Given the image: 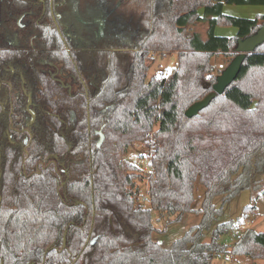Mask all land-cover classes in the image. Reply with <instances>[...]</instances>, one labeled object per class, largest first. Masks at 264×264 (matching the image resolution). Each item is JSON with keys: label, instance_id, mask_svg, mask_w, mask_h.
Returning <instances> with one entry per match:
<instances>
[{"label": "trees", "instance_id": "obj_1", "mask_svg": "<svg viewBox=\"0 0 264 264\" xmlns=\"http://www.w3.org/2000/svg\"><path fill=\"white\" fill-rule=\"evenodd\" d=\"M225 5L264 0H0V81L19 92L10 100L9 85L0 90V264L264 260V232L246 230L230 250L222 243L253 208L221 219L240 193L264 190V43L223 94L186 116L214 91L239 40L264 26V15L229 16ZM197 23L209 24L206 37L191 30ZM217 27L237 32L217 36ZM173 54L177 69L150 77L155 56ZM137 144L148 154L131 161ZM153 212L202 218L164 246Z\"/></svg>", "mask_w": 264, "mask_h": 264}, {"label": "rangeland", "instance_id": "obj_2", "mask_svg": "<svg viewBox=\"0 0 264 264\" xmlns=\"http://www.w3.org/2000/svg\"><path fill=\"white\" fill-rule=\"evenodd\" d=\"M264 6H237V5H225L224 13L229 16L245 19H255L258 14L262 13ZM194 32H199L203 36L208 35L209 24L197 23L191 27ZM237 30L233 27H217L216 35L223 37H233L236 35ZM155 62L150 71V77L165 74L168 76L172 74L178 66L177 54L169 56H155ZM214 63L218 65L223 64L226 66V62L222 56L215 58ZM157 128H155L156 130ZM147 155L148 149L143 144H137L130 150L127 158L131 161H139V155ZM142 164V163H141ZM145 171H148V164L145 161L142 164ZM143 186V185H142ZM204 194V188L201 185H197L196 200L193 204L194 211L201 207ZM142 204L146 207L147 196L146 190H143ZM215 204L220 207L222 199L220 197L215 199ZM250 207L254 209L253 214H250L246 220L243 219L242 214L245 208ZM176 216L162 215L159 212H153V223L157 231L154 233V238L162 245L169 246L176 240L182 238L189 230L197 226L202 216L197 212H191L184 216L181 221L172 222ZM243 219L240 226L242 228H236L235 233L231 232L222 238V243L229 246V250L238 242L239 238L248 229H253L256 232H264V190L259 192L243 191L234 200L224 207L222 221ZM245 223V224H244ZM211 233L206 235V241H210ZM213 264H264V260H254L250 256H215Z\"/></svg>", "mask_w": 264, "mask_h": 264}, {"label": "water", "instance_id": "obj_3", "mask_svg": "<svg viewBox=\"0 0 264 264\" xmlns=\"http://www.w3.org/2000/svg\"><path fill=\"white\" fill-rule=\"evenodd\" d=\"M264 43V26L258 31L257 34L245 39L239 40L237 52L238 56L231 62V64L226 68V70L218 77L217 83L214 86V91L207 95L202 100L191 105L186 111V116L188 118H194L199 116L200 112L207 108L210 103L218 96L225 92L226 88L235 80L243 60L248 53H252L255 49ZM164 86V83H163ZM32 104V98L29 96L28 101V112L31 115V124L35 122L36 113L30 109ZM100 139L97 143L98 147L104 142L105 136L102 131H99Z\"/></svg>", "mask_w": 264, "mask_h": 264}, {"label": "flooded vegetation", "instance_id": "obj_4", "mask_svg": "<svg viewBox=\"0 0 264 264\" xmlns=\"http://www.w3.org/2000/svg\"><path fill=\"white\" fill-rule=\"evenodd\" d=\"M21 21H22V17L18 20V24H19L20 26H21ZM101 28H102V27H101ZM7 74H8V73H7ZM7 74H6V75H7ZM54 76H55V75H54ZM4 84L9 85V87H10V90H9V92H8V93H9V94H8V99L12 100L13 97H14L15 95H18V94H19L18 89L15 88L12 84H10L6 79L0 81V90L3 88V85H4ZM29 96H31V95L28 94V101H29ZM31 98H32V96H31ZM8 99H4L3 102H2L3 112L6 111V107H7L8 102H9ZM31 106H32V104H31ZM31 106H30V109L33 110V109L31 108ZM27 111H28V105H27ZM33 111H34V110H33ZM34 112H35V111H34ZM28 113H29V112H28ZM29 114H30V113H29ZM35 121H36V119H35ZM34 123H35V122H34ZM34 123L31 124V115H30L29 125H33ZM27 142H28V139H25L24 143H27Z\"/></svg>", "mask_w": 264, "mask_h": 264}, {"label": "built area", "instance_id": "obj_5", "mask_svg": "<svg viewBox=\"0 0 264 264\" xmlns=\"http://www.w3.org/2000/svg\"><path fill=\"white\" fill-rule=\"evenodd\" d=\"M218 68L220 69V70H224L225 69V67H224V65H219L218 66ZM206 80H209V78L208 77H206ZM144 162L145 161H142V164H144ZM245 224V223H244ZM243 226H238V228H242ZM235 231H236V229L233 231V233H235Z\"/></svg>", "mask_w": 264, "mask_h": 264}, {"label": "crops", "instance_id": "obj_6", "mask_svg": "<svg viewBox=\"0 0 264 264\" xmlns=\"http://www.w3.org/2000/svg\"><path fill=\"white\" fill-rule=\"evenodd\" d=\"M258 15H264V9H262V13L261 14H258Z\"/></svg>", "mask_w": 264, "mask_h": 264}]
</instances>
